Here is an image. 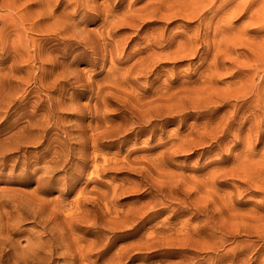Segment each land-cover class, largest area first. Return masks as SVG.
Segmentation results:
<instances>
[{"label":"rangeland","instance_id":"rangeland-1","mask_svg":"<svg viewBox=\"0 0 264 264\" xmlns=\"http://www.w3.org/2000/svg\"><path fill=\"white\" fill-rule=\"evenodd\" d=\"M0 264H264V0H0Z\"/></svg>","mask_w":264,"mask_h":264},{"label":"bare ground","instance_id":"bare-ground-1","mask_svg":"<svg viewBox=\"0 0 264 264\" xmlns=\"http://www.w3.org/2000/svg\"><path fill=\"white\" fill-rule=\"evenodd\" d=\"M197 1V0H196ZM199 1V0H198ZM205 1V0H204ZM209 1V0H208ZM247 1V0H246ZM250 1V0H249ZM214 2H216V1H214ZM245 2V1H244ZM199 3V2H198ZM212 3V2H211ZM243 4V3H242ZM239 9V8H238ZM238 11V10H237ZM234 13V12H233ZM239 13H240V11H239ZM231 20V19H230ZM256 174V173H255Z\"/></svg>","mask_w":264,"mask_h":264}]
</instances>
